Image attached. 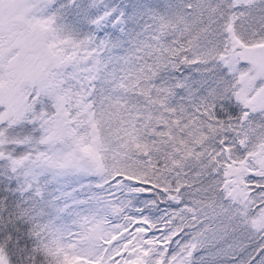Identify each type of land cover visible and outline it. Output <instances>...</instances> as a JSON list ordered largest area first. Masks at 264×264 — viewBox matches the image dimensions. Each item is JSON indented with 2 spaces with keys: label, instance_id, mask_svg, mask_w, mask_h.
<instances>
[{
  "label": "snow or ice",
  "instance_id": "obj_1",
  "mask_svg": "<svg viewBox=\"0 0 264 264\" xmlns=\"http://www.w3.org/2000/svg\"><path fill=\"white\" fill-rule=\"evenodd\" d=\"M0 264H264V0H0Z\"/></svg>",
  "mask_w": 264,
  "mask_h": 264
}]
</instances>
